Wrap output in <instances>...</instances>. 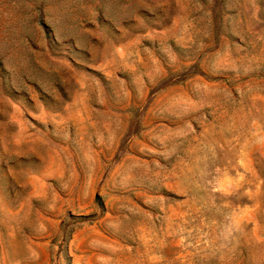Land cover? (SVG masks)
<instances>
[{"label":"rangeland","instance_id":"rangeland-1","mask_svg":"<svg viewBox=\"0 0 264 264\" xmlns=\"http://www.w3.org/2000/svg\"><path fill=\"white\" fill-rule=\"evenodd\" d=\"M0 264H264V0H0Z\"/></svg>","mask_w":264,"mask_h":264}]
</instances>
